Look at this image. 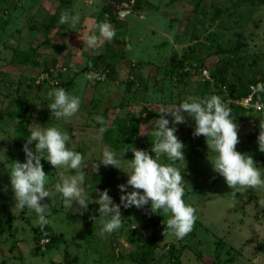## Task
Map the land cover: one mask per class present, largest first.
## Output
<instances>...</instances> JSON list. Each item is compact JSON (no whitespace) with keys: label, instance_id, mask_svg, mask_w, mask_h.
Masks as SVG:
<instances>
[{"label":"rangeland","instance_id":"374dc122","mask_svg":"<svg viewBox=\"0 0 264 264\" xmlns=\"http://www.w3.org/2000/svg\"><path fill=\"white\" fill-rule=\"evenodd\" d=\"M63 12L78 13L79 23L60 24ZM100 22L109 23L115 35L89 48L80 36L99 35L95 25ZM89 72L102 78L88 80ZM253 81V87L264 84V0H3L0 216L5 228L0 234V264H141L133 257L153 237L161 240L150 264H174L169 244L175 245L181 264H264V189H229L212 170L214 153L208 152L205 138L192 134L190 117L175 125L174 133L184 145L185 160L174 166L185 180L183 199L196 216L188 234L177 240L165 227L171 214L153 213L149 205L121 206L120 229L101 233L104 218L94 202L97 190L108 189L119 205L117 185L127 180L131 147L167 163L148 144L153 143L150 122L161 115V108L188 97L215 94L226 102L237 125L236 150L264 169V153L256 142L264 126L263 110L250 109L245 98L235 100L241 86ZM54 86L79 97L78 112L67 120L51 117L47 107V93ZM254 101L264 104V93ZM22 107L27 109L29 130L40 124L66 131L67 146L84 158L82 187L89 204L83 212L76 210L75 202L68 209L55 188L60 174L71 177L74 170L54 169L41 158L49 176V197L43 200L46 225L60 238L53 245L47 246L50 238L39 236L42 228L34 211L14 207L10 190L7 170L14 160L24 161L26 140L17 129ZM114 118L121 121L113 137L117 146L105 141L104 132L96 138L98 129ZM165 118L172 127L171 117ZM104 149L120 157L121 169L99 164L96 159Z\"/></svg>","mask_w":264,"mask_h":264},{"label":"clouds","instance_id":"9594fccd","mask_svg":"<svg viewBox=\"0 0 264 264\" xmlns=\"http://www.w3.org/2000/svg\"><path fill=\"white\" fill-rule=\"evenodd\" d=\"M78 13L63 12L59 16L60 24L75 25L79 23ZM99 35L92 33L82 35L83 44L89 48L97 45L101 38L111 41L115 35L114 29L107 22L95 25ZM90 66V65H89ZM88 80L100 79L97 72L85 74ZM256 93H264V84L258 83L254 87ZM50 102L47 104L51 117L57 120H67L79 110V97L68 94L63 87H52L47 93ZM161 115L151 121L150 135L153 137L152 153L157 157H165L167 163L158 162L148 151L131 147L132 159L127 163V180L117 185L119 205L108 194V189L97 190L95 203L96 211L104 218L100 228L101 233L111 234L120 229L122 217L120 207L127 209L135 207L142 209L149 205L151 212L163 211L170 213L165 227L179 240L192 230L196 219L195 210L185 203L184 179L176 162L185 161L182 149L184 145L174 134L175 125L184 123L185 116L194 121L193 135L205 138L208 152L214 153L210 160L213 172L223 178L227 187L234 192L251 187L264 189V169L258 167L252 157L238 152L235 148L238 141L237 125L229 105L215 94L204 98L188 97L178 105L161 108ZM171 117L172 127H169ZM96 119L103 123L102 118ZM105 127L98 129L97 139L105 131ZM258 151L264 153V126H260L256 138ZM70 136L56 126L42 127L32 124L26 143L22 145L24 161H15L7 170L9 185L17 209L27 208L34 211L38 225L43 228L48 220V210L43 203L49 197L47 182L49 176L43 171L41 158L46 160L54 169L67 168L76 173L71 177L59 175V183L55 185L64 205L69 209L75 202L77 211L83 212L88 207V196L82 187L83 156L67 145ZM30 145L32 147H30ZM124 154V153H123ZM102 166H113L121 169L120 157L114 151L104 149L96 159ZM98 165L94 163L95 171ZM129 187L131 191H129ZM142 190V191H141Z\"/></svg>","mask_w":264,"mask_h":264},{"label":"trees","instance_id":"16d2710c","mask_svg":"<svg viewBox=\"0 0 264 264\" xmlns=\"http://www.w3.org/2000/svg\"><path fill=\"white\" fill-rule=\"evenodd\" d=\"M3 0H0V6ZM200 2H198L195 6V9H197L199 7ZM113 20V19H112ZM256 81H253L251 83L250 86H241L240 90L238 91V93L236 94V99L237 102L244 98L247 97L251 94L252 89L251 86H253V84H255ZM230 91L233 93L235 91L234 87H230L229 88ZM260 93H254V100H258ZM262 101V100H261ZM250 109L254 110V111H258L255 107H249ZM27 113V109L26 107H22L20 109V120H19V125H18V130L19 132L23 135V138L26 140V137L29 135V129H28V124L26 125V121L28 120V117H25ZM264 113V111H263ZM121 121L118 118H114L108 126H105V131H104V139L106 142H108L109 144H112L113 146H117V144L113 141V137L115 132L119 129ZM148 144H152L151 142H149ZM100 181H102L101 185L104 184L103 180L100 179ZM93 184H98L97 181L93 180L92 181ZM4 228H5V224H4V219L2 216H0V234H2L4 232ZM39 236L41 238H50L51 239V244L48 243V245H53V243H57L60 242V238L59 236H57L55 233H53V231L51 230L50 227H48L47 225H45L41 232L39 233ZM158 240H161V238L159 237L158 239L156 237H153L150 241V243L148 242V245L146 248L142 247L140 249V251L136 252V255L133 257L136 261H138L141 264H150V259L152 258V256L155 254V249L159 246L158 245ZM135 241L138 242V244L140 246H144V243H141L140 241H138V239H135ZM169 251H170V257L173 261L174 264H181L180 262V257L177 254V249L175 247L174 244H169ZM73 261H77V257L73 258ZM66 264H72V261H68L66 262Z\"/></svg>","mask_w":264,"mask_h":264},{"label":"built area","instance_id":"2783aa9c","mask_svg":"<svg viewBox=\"0 0 264 264\" xmlns=\"http://www.w3.org/2000/svg\"><path fill=\"white\" fill-rule=\"evenodd\" d=\"M251 89H252L251 94L249 96H247V97H244L245 98V101L248 103V105L250 104V106L252 105L256 109H260V110H263L264 111V104L258 103L257 105H255V102L256 101H254V96H253V94L255 93L254 92V87L251 86ZM238 102L240 103V101H238ZM241 104H244V103H241Z\"/></svg>","mask_w":264,"mask_h":264}]
</instances>
